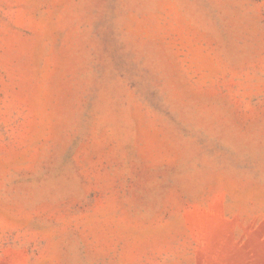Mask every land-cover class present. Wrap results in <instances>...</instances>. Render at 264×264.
I'll use <instances>...</instances> for the list:
<instances>
[{
	"label": "rangeland",
	"instance_id": "1",
	"mask_svg": "<svg viewBox=\"0 0 264 264\" xmlns=\"http://www.w3.org/2000/svg\"><path fill=\"white\" fill-rule=\"evenodd\" d=\"M0 264H264V0H0Z\"/></svg>",
	"mask_w": 264,
	"mask_h": 264
}]
</instances>
